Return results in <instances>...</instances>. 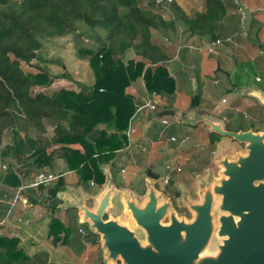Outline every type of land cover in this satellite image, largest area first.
Here are the masks:
<instances>
[{
  "label": "trees",
  "instance_id": "trees-1",
  "mask_svg": "<svg viewBox=\"0 0 264 264\" xmlns=\"http://www.w3.org/2000/svg\"><path fill=\"white\" fill-rule=\"evenodd\" d=\"M204 2L205 10L194 17L171 3L191 35L213 33L225 14L222 0ZM121 8L125 11L119 12ZM172 24V19L141 8L138 0H0V144L4 128L11 136L1 154L34 168L61 159L79 182L104 184L103 167H112L116 151L128 145L121 131L129 126L136 103L126 88L141 76L149 92L170 95L175 91L165 66L166 54L151 40V29ZM68 34L76 56L87 59L93 84L77 82V90L35 91L50 86L54 77L37 62L42 39ZM84 34L91 45L81 40ZM128 50L136 58H126ZM32 52L37 63L30 64ZM23 63L31 68L25 69ZM109 122L114 131L106 130ZM46 124L53 125L51 134H45ZM29 128L39 133L29 134ZM13 165L9 163L0 180L17 186L21 181ZM68 235V226L52 218L50 241L64 243ZM31 259L18 237L0 235V264H29Z\"/></svg>",
  "mask_w": 264,
  "mask_h": 264
},
{
  "label": "crops",
  "instance_id": "crops-1",
  "mask_svg": "<svg viewBox=\"0 0 264 264\" xmlns=\"http://www.w3.org/2000/svg\"><path fill=\"white\" fill-rule=\"evenodd\" d=\"M222 1L225 5V14L218 23L216 30L211 34L205 36L191 35L186 25L176 17V14L174 16L172 15L173 9L170 6L172 2L176 3L184 10L188 17H194L197 13H202L205 10L204 0L163 1L159 4L166 7L165 15H162L165 19H173L174 24L167 28L164 27L151 30V40L158 44L166 54L165 66L169 75L174 79L175 92L181 96L186 88V81L182 79L180 75L183 69L180 63L186 66L188 70H198L197 76L199 78V84L202 86L201 97H204L208 103L205 105L198 104L199 101L193 96H190L188 104L185 97L181 96L182 101L179 106L177 103L176 106H173L176 110L179 109L177 117H184L185 119L183 125L173 121V123H176L173 125V128L176 130L183 129L184 134L190 129V126L187 127L184 125L187 124L189 119L191 120L196 117H207L219 121L223 126H226L227 129L231 128L229 130H247L249 127H228L233 118V113H238L239 108L242 106L249 108V112L246 113V111H244L243 114H251L255 117L254 121H256V124L251 130L260 132L263 128L261 124L264 121V103H262L255 94L251 93L250 90L255 87L264 89V81H262L261 77L258 75H254L253 78L247 77L245 80H236V84L230 81L232 72L235 70L241 69L242 73L248 74V67H246L248 58L254 59L253 56L255 52H257V46L250 43L247 38L245 42L235 41L232 46L225 44L229 42L224 43L223 41H232V34L235 31H231L237 27L235 24H237L239 17H243L244 25L246 17H248V25L245 26L249 27L251 30L246 28L248 30L247 32H258L259 40L264 41V0ZM146 4L151 6L152 2L147 0ZM245 9L248 10V13L246 14L245 11L246 15L243 16L242 13ZM171 16L172 18H170ZM235 34H237V31ZM235 34H233V36ZM217 38L221 40V43L215 46V51L213 53H209L206 48L207 45ZM56 39H60V37ZM180 53L181 55L183 54V62L179 63ZM259 53L263 55L261 49H259ZM258 77L259 80H256ZM190 78L192 77L190 76ZM79 81L86 85H91L94 79L91 76L88 82H83V80ZM261 82L262 85L259 86L258 83ZM52 83H54V81ZM54 85H56V83H54ZM194 85H196V83ZM221 92L229 94V98L225 100V98L221 97L222 105H217L214 99L218 101L219 99H217L216 95ZM128 93L131 94L136 103V109L129 122V126L135 130L134 133H140L136 138L140 136L144 137L148 131V124L143 120L147 115L145 109H148V107H146L145 104L148 97L142 78H138L137 81L131 85ZM227 101L229 103H226ZM169 108L170 107H167L166 109ZM174 108L172 109L175 113ZM260 120L261 122L259 123ZM195 122H189L188 124L194 125ZM203 124L205 123L201 122L198 125L202 126ZM46 126H51V124H46ZM105 128L107 131L115 130L113 122L106 124ZM193 130L197 132L199 126L193 127ZM210 133L212 136V132ZM191 140L192 138H190V141ZM10 143V135L7 134V137H2V142L0 144V177L10 163L12 165L14 164L13 166L19 173L18 175L21 182L17 186H11L0 180V235L18 237L32 255L29 264H78V261H69L73 253L71 250H66L65 247L68 246L66 245L68 241L71 240L72 244L75 246L78 243L77 241H81L83 238L81 237L80 239L79 236L77 238L78 234H76V232L73 235L69 233L66 242L53 244L48 236L50 222L54 217L58 218L66 226L71 217L78 222L80 216L79 209L71 204L74 197L80 198L85 205V200L90 199L92 206H86L94 208L102 192L105 190V187L98 188V185L92 181L88 182V184L85 183L82 185L83 182L80 184L75 172L69 171L65 162L61 159H56L52 165L42 168H34L25 164H16L10 157L1 154L2 149ZM131 144L132 143L129 144V148L133 146H131ZM188 144L192 147L196 145V143L192 141L188 142ZM171 146L172 144L165 146L166 151L169 150ZM191 146L190 148L188 146V148L191 149ZM128 147L117 152L116 160L119 162H121V160L127 161V159L129 160V158L132 157L126 152L129 150ZM129 161L131 162V158ZM38 172L52 173L55 174L56 177L48 183L36 186L32 185ZM23 199L28 201L27 205L22 204ZM52 199H56L55 202L49 203ZM79 228L81 227L77 228V232L82 234L83 229L81 228L82 231H79ZM93 232L94 231H92V233ZM96 239L99 242L96 254H98V256L100 255L101 259L105 258V250L103 248L102 250L100 249L102 245L99 234H97ZM71 259L74 258L71 257ZM88 264H93V262L89 261Z\"/></svg>",
  "mask_w": 264,
  "mask_h": 264
},
{
  "label": "rangeland",
  "instance_id": "rangeland-1",
  "mask_svg": "<svg viewBox=\"0 0 264 264\" xmlns=\"http://www.w3.org/2000/svg\"><path fill=\"white\" fill-rule=\"evenodd\" d=\"M152 5L149 6L146 4L147 0H138V4L141 8L149 9L155 14H159L163 19L165 17L166 7L159 5L156 0H150ZM172 1V0H171ZM173 3V2H172ZM177 5L176 3H174ZM172 5V4H171ZM170 5V6H171ZM162 6V7H161ZM178 6V5H177ZM172 7V6H171ZM179 7V6H178ZM180 8V7H179ZM173 12L172 15L176 14L178 18V13L176 12L175 8H172ZM181 9V8H180ZM182 10V9H181ZM125 8H121L119 12H124ZM184 12V10H182ZM248 13L247 9H245L242 13L245 16ZM186 15V13L184 12ZM250 15V14H248ZM247 15V16H248ZM172 18V16L170 17ZM223 18V17H222ZM248 17H246L245 25H248ZM245 19V18H244ZM169 20V19H165ZM180 20V19H179ZM173 24L174 20L172 19ZM181 21V20H180ZM183 22V21H181ZM220 22V21H219ZM237 27L232 30L231 32L236 33L233 36L232 34V41H223L229 42L225 43L228 46L234 45L236 42H245L246 38L248 41L257 46V52H255L253 58H248V74L242 73L240 70H235L232 72V76L230 77V81L233 84H236V80H245L247 77L253 78L254 75H258L261 77L262 81H264V41L259 40V33H252L247 32L249 27H246L243 24V17H239L237 20ZM168 27V26H167ZM165 27V28H167ZM164 28V27H158ZM153 28V29H158ZM151 29V30H153ZM84 30V29H82ZM246 30V32H245ZM88 34L91 33L89 30H85ZM257 37V38H256ZM59 37H51V38H44L42 39V47L40 49V56L41 60L37 61L38 64L42 67H46L47 70L54 76L52 79L50 86L48 87H35L34 90H45L51 91L52 89H57L59 87L65 88H73L77 90V82L79 80H83V82H88V79L92 76L94 79L92 70L88 64L87 59L78 58L75 54V47L72 39V35L68 34L66 36L60 37V39H56ZM63 38V39H61ZM56 39V40H55ZM81 40L84 42L85 45H91L92 40L86 34L81 36ZM219 40L221 43L220 39ZM264 40V38H263ZM231 42V43H230ZM223 43V44H224ZM44 45V46H43ZM259 49L263 51V55L259 53ZM182 53V52H181ZM180 53V62H183V54ZM179 55V52H178ZM35 57V56H34ZM34 57L31 58V63L33 64L36 62ZM126 58H136L133 51L128 50L126 53ZM36 62V63H37ZM181 70L182 79H185V91L182 93V97H185L186 102L189 104L190 96H193L197 99L201 105H205L208 102L204 99L201 93L202 86L199 84V78L197 76L198 70L191 71L188 70L186 66H183L182 63ZM25 69H29L31 67L26 66L23 63ZM243 67V65H242ZM190 76L192 78H190ZM138 78H142L141 76ZM137 78V79H138ZM259 78V77H258ZM135 79L130 83V85L126 88L128 92L131 85L137 81ZM143 80V79H142ZM58 82V83H57ZM140 82V81H139ZM177 82V81H176ZM82 83V82H80ZM196 83V85H194ZM64 84V85H63ZM85 84V83H83ZM54 85V86H53ZM76 85V86H75ZM144 85V81H143ZM259 86L262 85L258 83ZM145 88V87H144ZM147 91V90H146ZM149 91H147V97L149 95ZM201 94V95H200ZM181 96L174 91V93L170 95L166 94H159V101L156 103L157 109L156 110H149L145 109L147 112L146 118H143L148 124V131L146 132L145 136H140L136 138L140 133H130L127 135L125 133L126 129L122 130L121 133H124L128 137V145L125 147L127 148L130 143L132 147H128L129 150L126 151L131 155V162L127 159V161L119 162L116 160L115 156V163L112 167L109 165L104 166V170L106 171L104 174L106 175V180L104 184L99 187L107 188L109 183L112 184L113 191L110 195V204L106 211L104 212V217L107 218H117L122 223H127L128 226L135 232L137 238L143 241V230L134 225V221L130 216L129 211L124 209V199L132 198L138 206H141L143 202L146 200V191H147V182L149 178L146 176V170L150 165H152L151 170L155 174L158 175V178L152 184L156 195L158 197V204H162L165 201L169 202L168 212L165 217L161 220V223H168L169 222V214L173 212L178 219H184L185 221H190L193 219L194 215L192 210L189 209V203H199L202 200V191L207 188L211 187L214 184L219 183V180L223 177L222 175V165L220 164L219 160L226 157L228 160L235 159L237 155H245L247 150L245 147L246 143H240L235 141L234 139L221 136L216 132H212L209 129L207 124H203L202 126L198 125L201 122L198 121V117L194 119H189L187 124L184 126H190V129L186 131L184 134L183 129H175L173 125L178 123L182 124L185 122L184 117L180 118L177 117L178 110L175 109L173 106H179L181 100ZM218 101L214 99V102L217 105H222L221 97L228 100L229 94L221 92L216 95ZM187 98V99H186ZM184 100V101H185ZM148 101V99H147ZM226 103H229L228 101ZM165 107V108H164ZM169 109L174 108L175 113L172 115H165L159 116L158 111L162 109ZM149 110V111H148ZM249 112V108L246 106H242L239 108L238 113H233L232 120L228 127L232 126H242V127H249V129L254 128L256 121L253 115L245 116L243 112ZM177 117V118H176ZM176 118V119H175ZM201 118V117H200ZM162 119H165L167 124L161 122ZM197 120V121H196ZM175 121L176 123H173ZM196 121V122H195ZM263 121V120H262ZM189 122H195L194 125L188 124ZM261 120L259 121V123ZM262 131L259 133L264 134V121L262 122ZM199 126V130L195 132L193 127ZM208 127V129H207ZM225 129L226 126H223ZM30 130L27 131L29 134H38V130L34 128H29ZM53 129V125L46 126L45 134H51ZM231 129V128H229ZM7 134L10 135L9 130L7 128L3 129L2 137H7ZM187 136L188 138L185 141H180L183 136ZM176 137L175 141L170 140V137ZM11 137V136H10ZM192 138V142H195L196 145L193 147L188 144ZM172 144L171 148L166 151L165 146ZM190 148L191 146V149ZM123 148V149H125ZM162 149V150H161ZM119 151V150H118ZM116 151V154L117 152ZM166 164L170 165V168H166ZM175 166H179L180 170L177 171ZM111 168V169H110ZM110 169V174H109ZM168 177L169 182L168 184L163 183V178ZM80 184L82 182H79ZM88 184V181L82 183ZM181 185V186H180ZM180 186V187H179ZM214 202L212 205V214H213V232L210 238L208 245L203 250L202 254H213L217 251L218 245L222 241V237L217 234L219 222L218 217L222 214V212L218 209V204L220 197L216 195L214 197ZM86 205L92 206L91 200H85ZM67 226L69 228V233L73 235L75 232L77 238H83V242L77 241L78 243L74 246L72 241H68L66 243V250L72 251V258H69V261H78V264H88L89 261H92L93 264H104L105 258H100V255L96 254L98 251L99 242L96 239L97 233H92V230L87 229V223H78L71 217L68 222ZM81 227L83 229L82 234L77 232V228ZM70 235V236H71ZM84 235V236H83ZM95 238V239H94ZM102 250V247H100ZM68 251V252H69ZM106 254V253H105ZM106 264H122L121 258L119 257L117 260L112 261L111 259L106 262Z\"/></svg>",
  "mask_w": 264,
  "mask_h": 264
},
{
  "label": "water",
  "instance_id": "water-1",
  "mask_svg": "<svg viewBox=\"0 0 264 264\" xmlns=\"http://www.w3.org/2000/svg\"><path fill=\"white\" fill-rule=\"evenodd\" d=\"M95 35L102 39L98 33ZM28 55L33 58L35 52ZM250 92L264 103V89L255 87ZM172 114L173 109L158 112L159 116ZM198 121L207 124L211 132L246 143L247 152L232 160H219L223 177L202 191L201 202L188 204L194 215L192 220L178 219L170 212L169 222L161 223L169 202L158 204L152 187L158 175L152 172V165L146 170L149 180L143 204L138 206L132 198L124 199V209L144 232V242L127 223L117 218L103 219L113 191L111 183L94 208L74 197L71 204L79 209L78 223H87L88 230L100 235L105 263L120 257L122 264H264V134L251 129H225L221 122L207 117ZM216 195L220 197L218 209L222 212L217 234L222 241L215 253L202 254L214 228L212 205Z\"/></svg>",
  "mask_w": 264,
  "mask_h": 264
},
{
  "label": "built area",
  "instance_id": "built-area-1",
  "mask_svg": "<svg viewBox=\"0 0 264 264\" xmlns=\"http://www.w3.org/2000/svg\"><path fill=\"white\" fill-rule=\"evenodd\" d=\"M163 1H167V2H171V0H156L155 3L159 4ZM244 13V12H243ZM220 41L219 40H214L212 41L210 44L207 45V51L209 53H213L215 51V46L217 44H219ZM256 80H259V78H256ZM159 94L156 93V92H150L149 95H148V101L146 102L145 106L148 107L150 110H156V103L159 101ZM162 123L164 124H167L168 122L165 121V119H162L161 120ZM135 130L133 128H131L130 126H128L126 128V131L125 133L127 135H129L130 133L134 132ZM188 137L185 135L181 138V142L182 141H185ZM170 140L172 141H175L176 140V137L174 136H171L170 137ZM166 168H170V165L169 164H166ZM176 170L179 171L180 170V167L179 166H175ZM56 177L55 174H52V173H46V172H38L35 176V180H34V183L32 185H40V184H45V183H48L49 181L53 180L54 178ZM169 182V178L168 177H164L163 178V183L164 184H168ZM22 204L23 205H27L28 204V201L26 199H23L22 201ZM79 231H82L81 228H79Z\"/></svg>",
  "mask_w": 264,
  "mask_h": 264
}]
</instances>
